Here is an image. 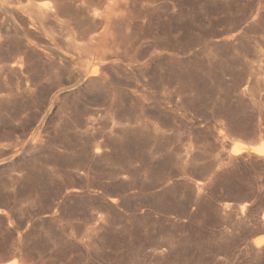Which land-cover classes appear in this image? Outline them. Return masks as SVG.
Segmentation results:
<instances>
[{
  "label": "rangeland",
  "instance_id": "374dc122",
  "mask_svg": "<svg viewBox=\"0 0 264 264\" xmlns=\"http://www.w3.org/2000/svg\"><path fill=\"white\" fill-rule=\"evenodd\" d=\"M46 1L0 0V264H264V0Z\"/></svg>",
  "mask_w": 264,
  "mask_h": 264
},
{
  "label": "bare ground",
  "instance_id": "6f19581e",
  "mask_svg": "<svg viewBox=\"0 0 264 264\" xmlns=\"http://www.w3.org/2000/svg\"><path fill=\"white\" fill-rule=\"evenodd\" d=\"M30 2H31V0H30ZM56 0H52V1H50V0H47L46 2H45V4H44V6H42V7H39L38 8V10H36V13L38 14V18H39V16H40V18H44L43 16H53L54 18H56V16L53 14V11H54V6L56 5ZM61 3H63V0H62V2ZM60 3V5H62ZM106 3V2H105ZM107 4V5H106ZM105 5V9L107 8L109 11H113L114 10V8H115V4L113 3V1H107V3H106ZM69 5V4H68ZM57 6V5H56ZM32 7V6H31ZM68 7H70V5L68 6ZM72 8V7H71ZM70 8V9H71ZM65 9V8H64ZM64 9H62V10H64ZM33 10H34V8H33ZM56 10H57V8H56ZM71 11V10H70ZM62 12V11H61ZM95 12V11H94ZM99 13V12H98ZM98 13H96L95 12V14L94 15H96L97 17H98ZM103 12H101L100 14H102ZM104 15H105V13H104ZM95 17V16H94ZM103 17V16H102ZM108 17V16H107ZM48 18V17H47ZM46 18V19H47ZM45 19V18H44ZM43 19V20H44ZM105 19H106V17H105ZM107 20V19H106ZM39 21V20H38ZM49 21V20H48ZM80 21V20H79ZM45 22V21H44ZM46 23V22H45ZM42 24V23H41ZM47 25V24H46ZM51 28V27H50ZM53 29V28H52ZM41 30V29H40ZM75 30V29H74ZM87 30V29H86ZM84 31V30H83ZM90 31V30H89ZM88 31V32H89ZM69 32H71V34H73V30L71 29V28H69ZM46 33V32H45ZM44 33V34H45ZM85 33V32H84ZM106 33H107V31H106ZM105 33V31L103 32H101V34L99 35V36H97L96 38H90V40L89 41H93V39H95V41L97 42V43H95V45L97 44V46H100V49H101V45H103V42L106 40V38H107V34ZM87 34V33H86ZM105 34H106V36H105ZM46 35V34H45ZM88 35V34H87ZM47 36V35H46ZM89 36V35H88ZM44 37V36H43ZM49 37H50V35H49ZM104 37H106L105 39H104ZM40 38V37H39ZM47 38V37H46ZM53 38V37H52ZM63 38V37H62ZM103 38V39H102ZM55 39V38H54ZM41 40V39H40ZM63 40V39H62ZM87 40V39H86ZM103 40V41H102ZM57 41V40H56ZM74 41V40H73ZM72 41V42H73ZM91 41V42H92ZM107 41V40H106ZM105 41V42H106ZM40 42H42V41H40ZM45 42V41H44ZM58 42V41H57ZM56 42V43H57ZM71 42V41H70ZM70 43L71 44V46H72V44H73V47L74 48H76V47H80V45H82V44H79L78 45V43H75V42H73V43ZM90 42V43H91ZM94 42V41H93ZM104 42V43H105ZM47 43H48V41H47ZM61 43V42H60ZM107 43V42H106ZM112 43V42H111ZM117 43H119V42H117ZM69 44V43H68ZM85 44V43H84ZM92 44V43H91ZM94 44V43H93ZM90 45L89 44V42H87L86 41V44L84 45V51H85V54L87 55L85 58H80V59H78V57H75V55H72V54H75V53H72V54H68V51H67V54L68 55H63L64 56V59H65V63H66V65H69V66H71L72 67V69H73V71L75 72V74H76V76H77V80L76 81H78V80H80L81 78H85V77H89L90 78V80H100V79H102V78H104L105 77V75L106 74H104L103 73V67H104V64H107L106 62H107V60H109L110 61V59H109V57H106V56H104L105 55V53H104V51L105 52H107L106 51V49L103 51V55L101 54V56L99 55H97V51L98 50H95L96 49V47L97 46H95L94 47V45ZM120 44V43H119ZM44 45H45V43H44ZM106 45V44H105ZM113 44H111V46H112ZM115 45H117V44H115ZM123 45L124 44H122V46L121 47H123ZM57 46V45H56ZM65 46H66V44H65ZM67 46H69V45H67ZM66 46V47H67ZM71 46H69V47H71ZM104 46V45H103ZM107 47L108 46H110V45H106ZM125 46V45H124ZM62 47V46H61ZM66 47H65V49H66ZM82 47V46H81ZM121 47H120V49H121ZM128 47V46H127ZM53 48V47H52ZM57 48V47H56ZM83 48V47H82ZM98 48V47H97ZM125 49H126V46L124 47ZM129 48H131V46L129 47ZM99 49V48H98ZM112 49V50H111ZM111 49L109 48V51H112L110 54H109V56L110 57H113L114 59L111 61L112 63L111 64H113V62H114V64L115 63H118L120 60H121V56H120V54L119 53H124V55H125V49H124V51L122 52V51H120L119 50V47H118V45L117 46H112L111 47ZM123 49V48H122ZM132 49V48H131ZM131 49H130V51H131ZM81 50V49H80ZM129 50V49H128ZM127 50V51H128ZM73 51V50H72ZM76 51H77V49H76ZM94 51H95V53H94ZM109 51H108V53H109ZM114 51V52H113ZM57 52V51H56ZM66 52V51H65ZM81 52H82V50H81ZM55 53V52H54ZM61 53V52H60ZM59 53V54H60ZM70 53V52H69ZM129 53V52H128ZM128 53H126V54H128ZM51 54V53H50ZM79 55V54H78ZM106 55H107V53H106ZM123 55V57H125ZM130 55V54H129ZM61 56H62V54H61ZM126 56H128V55H126ZM58 57V56H57ZM129 57H131V56H129ZM51 58V57H50ZM77 58V59H76ZM127 58V57H126ZM126 58H124V59H126ZM59 59V58H58ZM123 59V58H122ZM123 59V60H124ZM128 59V58H127ZM126 59V60H127ZM131 59V58H130ZM133 60V59H132ZM121 62V61H120ZM119 62V63H120ZM122 63V62H121ZM120 63V64H121ZM61 65V64H60ZM110 65V64H109ZM115 66V65H114ZM116 66H118V64L116 65ZM120 66V65H119ZM105 67H106V65H105ZM140 67V66H139ZM59 69H60V67H59ZM67 69V68H66ZM114 69V68H113ZM119 69V68H118ZM138 69H140V68H138ZM88 78V79H89ZM76 79V78H75ZM87 80V79H86ZM89 80V81H90ZM103 80V79H102ZM74 84V83H73ZM106 115V114H105ZM93 138V137H92ZM243 151H252V152H254L255 154H257V155H262V156H264V142H260V143H258V145H246V144H243V143H240V142H233V144H232V148L230 149V154H239V153H241V152H243ZM253 243L256 245V246H260V245H262V244H264V236H261V237H258V238H256V239H254V241H253ZM12 264H19V263H17V262H14V263H12Z\"/></svg>",
  "mask_w": 264,
  "mask_h": 264
},
{
  "label": "trees",
  "instance_id": "16d2710c",
  "mask_svg": "<svg viewBox=\"0 0 264 264\" xmlns=\"http://www.w3.org/2000/svg\"><path fill=\"white\" fill-rule=\"evenodd\" d=\"M256 159V162H252L249 164L240 162V171L242 172L243 176L247 175L250 171H260L262 174V180L260 181V183L264 184V165H261V163L264 162V158H254V160ZM252 168L254 170H251ZM238 199L248 202L250 204V209L264 208V190H262L261 192H257L256 184H244L242 187V191H240L238 195Z\"/></svg>",
  "mask_w": 264,
  "mask_h": 264
},
{
  "label": "water",
  "instance_id": "95a60500",
  "mask_svg": "<svg viewBox=\"0 0 264 264\" xmlns=\"http://www.w3.org/2000/svg\"><path fill=\"white\" fill-rule=\"evenodd\" d=\"M224 148H225L226 151H229V150L232 148V143H228V144H226V145L224 146ZM224 155H226V154H224Z\"/></svg>",
  "mask_w": 264,
  "mask_h": 264
}]
</instances>
